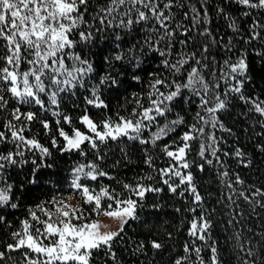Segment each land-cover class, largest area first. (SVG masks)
I'll use <instances>...</instances> for the list:
<instances>
[{
  "label": "trees",
  "instance_id": "trees-1",
  "mask_svg": "<svg viewBox=\"0 0 264 264\" xmlns=\"http://www.w3.org/2000/svg\"><path fill=\"white\" fill-rule=\"evenodd\" d=\"M179 3L183 7L173 6L171 9L173 13L171 28L176 29V34L172 40L170 54L161 57L160 51L168 50L167 40L155 44L157 34L149 31L153 25L159 28L154 19L147 24L134 23L130 29L121 28L118 26L120 13L131 7L124 5L119 12H113L112 16L108 17V20L112 21L111 26H108L107 21L101 26L98 20H93V16L100 7H107L109 0H92L89 12L85 16L87 26H81L80 30L91 31L93 38L89 42L78 43L73 49L83 59L90 60L93 65V72L83 77L82 84H75L74 87L62 85L65 91L58 92L57 104L53 105L50 94L57 89L54 86L49 87V80L42 77L46 85L45 93L39 94L44 102L43 107L34 103L19 104L10 93H3L8 99V104L0 110V131L6 133L8 140L0 143V153L16 151L15 144L11 141V133L3 125L12 119V109L19 107L21 113L31 111L36 114V118L32 121L13 120V123L17 127L23 123L26 126L22 133L25 138L36 139L43 147L49 149V154H43L35 148L29 150V147L22 145L24 155L16 157L17 164L6 165L0 176V187L12 185L10 203L17 205L16 208L7 205L0 207V216L4 217L0 222V251L5 252L0 264H25L24 253L28 251L27 249L10 251L6 246L16 243L12 233L23 234L22 221L25 219L33 226L30 229L33 234L35 228L43 231V225L30 216V212H35L41 221L48 219L38 205L53 213L52 220L56 219L57 207L68 205L70 198H75L76 208H82L86 218L85 221L73 220V223L87 222L102 215L92 213L89 217L88 213L91 212L93 205L84 203L82 190L72 186L77 175L75 170L85 165L84 171L88 172L90 168L87 166L91 163H96L99 170L108 173L107 176H97L96 180L80 174L79 183L90 190H95L93 194L106 187L110 192L114 189L115 193L120 194L121 199H126L130 193L123 188V184L135 186L138 181L145 186L160 188L162 191L146 192L142 200L135 195L131 196L141 206L137 208V218H129L123 225V231L111 242V252L115 253V260L111 255L105 254L108 249L102 246L93 250L90 264H175L178 258L189 255L184 251L185 244L191 248L195 239L189 235L190 222L201 215L210 221L207 239L195 241L196 247L202 248L200 256L204 264H210L213 246L217 249L220 264H244L245 261L249 264H264V206H262L264 195H253L257 191L264 193L262 150L264 116L254 110L253 103L246 102L248 99L257 103L264 102V28L256 29L259 36L254 39L251 38L250 31L253 23L264 25V9L246 7L238 3V0H179ZM190 4L200 10L201 17L205 10L207 11L208 24L205 25L201 19V22L193 27ZM136 7L141 8L140 5ZM221 9L223 11H220ZM246 12L248 15H245ZM185 13H188L187 17ZM167 14L165 10V15ZM131 15L135 21V12ZM228 17L235 20L238 32H233L229 27ZM123 19L127 21L128 17L124 16ZM177 25L182 27L177 28ZM204 27L211 30L217 42L214 46L209 44L207 53L209 66L203 70V75L209 82L218 80L219 88L215 91L219 93L221 99H225L229 85L236 83L235 80L225 82L219 79L222 70L225 73L228 71L223 64L224 60L235 62L245 55L248 70L241 89L245 100L240 98L241 93L228 91L226 108L216 113L224 127L213 129L206 125L203 137L189 142L191 149L187 159L195 163H191L189 169L180 170L184 173L191 171L193 174L195 186L202 197L201 202H194L191 192L184 191L187 185H180L175 193L169 191L158 171L172 164L179 166V162L165 155L163 147L173 141L176 145L182 144L180 137L189 131V125L196 124L197 128L201 127L202 125L195 119L198 112L207 118L206 113L200 108V97L188 89H182L181 96L171 102L172 111L166 114V118L157 116V123L142 131L141 138L150 139L151 134L157 131V124L163 126L166 120L176 119V114L184 118L183 124L176 126L174 131L157 141L155 146L121 136L103 143L97 140V149L84 142L80 149L64 150L66 141L59 135L58 128H63L69 135L73 134L74 129L85 130L80 117L87 113L98 124L105 118H110L114 123L119 117L135 122L143 110L139 105H143V108L151 106L149 93H152V99H157L155 89L150 87L155 76L168 84L173 80L180 84L185 83L187 73L195 66L194 63L190 61L179 74L173 75L163 65L162 60L168 59L169 63H175L182 54L191 52H195L197 59H200L202 45L209 43V37L199 35ZM184 28L190 31L185 33ZM149 37L153 41L152 48L145 44ZM73 38L79 41L78 34ZM185 40L188 41L186 45L180 43ZM229 41L231 50L226 47ZM2 44L3 41L0 40V45ZM130 49L132 51H129ZM2 53L3 49L0 48V54ZM118 54H122L123 59L116 60L115 56ZM213 60L215 64L212 63ZM65 63L69 68L72 67V61L66 59ZM2 66L3 61L0 60V67ZM76 66L79 67L78 64ZM29 67L27 63L21 62L18 71H27ZM212 70L215 71L214 77L209 75ZM109 75L116 83L101 84V77ZM30 81L34 82L32 78ZM156 87L165 94L174 90L161 85ZM94 88L107 105L106 108L87 104V99L92 98ZM206 98L212 100V91ZM209 106L213 104L210 103ZM53 112L58 115L54 116ZM65 115L71 117V123L65 122L63 119ZM57 120L60 122L59 125L56 123ZM42 121L49 123V129L44 128ZM102 129L101 127L98 130ZM210 133H214L216 137L219 160L211 156L210 152H206L203 159L198 155L201 140L207 145ZM53 139L56 141L55 146L52 143ZM237 149L242 150L245 156L237 157L235 155ZM171 150H175V146ZM146 153L153 158L152 167L145 163ZM98 155L103 159H98ZM207 160H212V163L208 164ZM198 164L204 165L203 170L197 167ZM224 172L228 175L224 176ZM148 176L152 179H146ZM237 176L243 183L236 182ZM142 177L145 179L141 181ZM179 179L173 177L171 182L179 184ZM181 192L184 194L181 195ZM245 196L249 199L246 200ZM107 202H110L107 198L102 199V204ZM193 208L195 212L190 211ZM152 241L160 243L162 247L159 249L152 247ZM240 245H243V250ZM248 249H251L253 255H247ZM29 258H39V254L29 252ZM182 264H200V261L192 252L189 261Z\"/></svg>",
  "mask_w": 264,
  "mask_h": 264
},
{
  "label": "snow or ice",
  "instance_id": "snow-or-ice-1",
  "mask_svg": "<svg viewBox=\"0 0 264 264\" xmlns=\"http://www.w3.org/2000/svg\"><path fill=\"white\" fill-rule=\"evenodd\" d=\"M92 0H0V40L3 44L0 48L3 49V53L0 54V60L3 61V66L0 67V110H3L7 104L8 99L3 93H10L19 104L30 105L36 104L43 107L44 102L40 99L39 94L45 93L46 85L45 79L49 80V87H56L57 91H52L50 94L51 104H57L58 92L65 91L64 86L74 87L75 84H82L83 77L93 72L92 62L88 59H83L80 54L73 51L77 47L78 43L89 42L92 40V32L80 30L81 26H87L85 19L86 14L89 12V6ZM163 3V7H161ZM238 3L253 9H264V0H238ZM131 5L125 12L120 13L121 19L118 26L121 28L130 29L135 24L141 22L147 24L150 20H155L159 25L157 28L155 25L150 32L157 34L155 44H159L161 41L167 40V51H160L161 57H166L170 54L172 47V40L176 34V29L171 28V21L173 19V13L171 9L173 6L183 7L179 3V0H109L107 7H100L99 11L93 16V20H98L100 25L103 26L107 21L108 26L112 25V21L108 20L109 16H112L113 12H119L121 6ZM140 5L141 8L136 7ZM192 15L193 27L201 22L203 19L204 24H208L207 11L205 10L203 17L200 15V10L194 5H189ZM143 9V10H142ZM165 10L168 14L165 15ZM220 11H223L222 9ZM132 12H135V21L132 19ZM245 15H248L246 12ZM124 16L128 19L125 21ZM188 13H185V17ZM115 18V17H113ZM229 27L233 32H238L239 28L235 23V20L228 17ZM182 27L177 25V28ZM258 28H264V25H260L258 22L253 23L250 27L251 38L259 36ZM163 30V31H161ZM100 31V29H97ZM190 31L188 28H184V32ZM79 36V41L75 40L74 35ZM201 36L209 37V43L202 45L201 58L197 59L196 53L182 54L175 63H169L168 59H163V65L168 68L173 75L179 74L181 69L189 62H193L195 66L191 67V70L187 73V80L185 83L180 84L175 80L171 84L161 80L158 76H155L151 88L155 89L157 99H152V93H149L150 107L143 108V105L137 104L143 109L140 112L138 119L133 122L132 119H126L125 117H119L117 122H111L110 118H105L100 121L99 124L93 121L87 114L80 117L81 122L94 133L95 136L88 135L79 129H74L73 134L70 136L63 128H58L59 135L66 141V148L64 150L80 149L81 144L88 142L93 149L98 148L97 140L101 143L108 139L116 140L121 136H126L128 139L139 140L143 144L156 145V142L161 140L164 136H167L170 132L175 130V127L184 123V118L179 114H176V119L166 120L163 126L157 124V131L151 134L150 139H142L141 133L144 129L149 128L152 124H156L157 116L165 117L166 114L172 111L171 102L181 96L182 89L190 90L194 95L200 97V108L206 113L205 116H201L198 112L196 114L197 123L202 126L197 128L196 124L189 125V131L184 132L180 137L182 144L176 145L173 141L171 144H167L163 147L162 151L169 158H173L179 162V166L172 164L167 168L159 169L162 182L168 186L169 191L175 193L180 185H187L184 191L191 192L194 202H201L202 197L197 191L194 183V177L191 171L186 173L182 172L180 168L189 169L191 163L187 159L188 152L191 149L192 140L201 139L204 134V126L210 125L211 128L220 127L224 125L219 121L216 113L219 110L226 108L227 92L241 93V89L244 85L246 73L248 70L247 57L242 55L235 62L230 60H224L223 64L228 71L221 72L219 79L225 82L235 80L234 85H229L225 92V99H221L216 89L219 88L218 80L214 79L209 82L203 75V70L208 68V56L209 44L215 45L216 39L212 36L211 30L208 27H204L199 32ZM119 39V37H118ZM181 44L186 45L187 40L180 41ZM145 44L149 48L153 47V41L151 37L145 40ZM228 50H231V41L226 45ZM158 50V49H157ZM129 51H132L131 49ZM31 57V58H29ZM73 62L72 67L69 68L65 60ZM116 60L123 59L122 54L115 56ZM21 62L27 63L30 67L27 71H18ZM215 64V61H212ZM79 65L77 67L76 65ZM209 75L215 76V71L209 72ZM32 78V81H30ZM139 79V77H134ZM106 82L115 84L116 81L109 75L101 77L100 83ZM22 85V87H21ZM157 85L164 86L166 88H174L167 94L160 92ZM212 91V100L206 98L208 93ZM203 93V94H202ZM162 97V99H161ZM240 98L245 100L242 95ZM246 102H251L254 105V110L264 116V102L257 103L250 99ZM212 103L213 106H209ZM87 104L95 107H107L102 99L97 95V89L92 90V98L87 99ZM153 113H155L153 115ZM54 116L58 113L53 112ZM12 119L8 120L3 127L8 129L11 133V141L15 144L16 151H9L6 154L0 153V176H2L6 165H15L18 163L16 157H22L24 152L22 145L39 149L43 154H49V149L43 147L36 139H26L22 134L25 130V125L21 123L19 127L13 123L15 121H32L36 118V114L29 111L21 113L20 108L16 107L11 112ZM136 115L135 110L133 116ZM65 122L71 123V117L65 115L63 117ZM147 121L148 123H145ZM44 128L49 129L50 125L47 121H42ZM59 125V120L56 121ZM264 126V125H262ZM103 128L104 131H99V128ZM8 137L4 131H0V143L6 142ZM209 143L205 145L203 140L200 143V149L198 155L203 159L206 152H210L211 156H217L216 137L214 133H210L208 136ZM19 142V143H17ZM53 145L56 141L53 139ZM175 146V150H171ZM264 150V147H262ZM146 155L145 163L149 167L153 166V158L150 155ZM237 157H244L245 153L242 150L237 149L235 152ZM98 159H103L98 155ZM208 164L212 163V160L206 161ZM243 163V160L241 161ZM250 163V161H248ZM35 163V161H33ZM85 165L79 166L75 171L77 175L73 180L72 186L76 189H81V196L84 198V203L92 204L91 212L88 213L90 217L92 213L97 215L103 214L109 218L119 220L121 226L117 231H101L102 227H105L99 220H88L87 222L73 223L76 221H85L84 211L82 208H71V211L66 209L70 208L69 205L63 207H57L56 219L52 220L53 213L48 212L41 206L42 212L48 217L47 220L41 221L35 212H30V216L33 220L43 225V231L40 228H35V235L30 231L33 227L28 219L22 221L23 234L21 232H14L12 236L16 239V243L8 244L6 247L10 251L17 249H27L24 253L25 264H90L92 259L93 250L100 249L102 246L108 249L106 255H111L115 260V253L111 252V242L114 238L118 237L123 231V225L127 223L129 218H137V208L141 205L131 196L135 195L141 200L144 198L146 192H160L162 189L154 188L151 186H145L142 182H137L135 186L130 184H123V188L127 190L130 195L126 199H121L119 193H115L113 189L111 192L102 187L99 192L93 194L95 190H90L87 186L79 183L80 174L85 177H90L92 180H96L97 176H107L108 173L98 169L96 163H91L87 167L90 171L85 172ZM201 170L204 165L198 164ZM224 176L228 173L224 172ZM164 177H167L165 179ZM179 177V184H173L172 178ZM144 177L140 178L142 181ZM146 179L151 180L152 177L148 176ZM237 183H243L237 176ZM11 184H7L4 187H0V207L5 205L16 208L15 203H10L11 197ZM181 195L184 192L180 193ZM241 195H244L241 193ZM253 195H264L260 191L253 193ZM107 198V203L102 204V199ZM245 199L249 197L245 196ZM115 205V207H113ZM264 206V205H262ZM195 212V209H190ZM4 220L3 216H0V222ZM210 228V221L203 215L193 218L190 222L189 235L195 239L192 241L191 248L186 243L184 247L185 253L189 255L194 252L200 261V264H204L203 258L200 256L202 248L196 247L195 241H205L207 239V230ZM44 240H48V244H44ZM152 247L159 249L162 245L156 241H152ZM243 250V245H240ZM29 252L39 254V258L30 259ZM212 257L210 264H220L217 249L215 246L211 247ZM189 255L178 258L175 264H182V262L189 261ZM247 255H253L251 249H248ZM5 252L0 251V260L4 259ZM244 264H249L245 261Z\"/></svg>",
  "mask_w": 264,
  "mask_h": 264
},
{
  "label": "rangeland",
  "instance_id": "rangeland-1",
  "mask_svg": "<svg viewBox=\"0 0 264 264\" xmlns=\"http://www.w3.org/2000/svg\"><path fill=\"white\" fill-rule=\"evenodd\" d=\"M87 115L90 117L89 113H87ZM80 131H82L88 135H91V136H93L92 134H94V133H91V131L86 126H85V130H80ZM101 131H104V129H102ZM68 205L71 206L70 208H68V211H71V208H76L77 202H76L75 198H70L68 201ZM94 220H99L103 225H105V227L101 228L102 232L103 231H117L121 226V222L119 220L109 218L103 214ZM33 235H35V234H33ZM43 242H44V244L49 243L48 240H44Z\"/></svg>",
  "mask_w": 264,
  "mask_h": 264
}]
</instances>
